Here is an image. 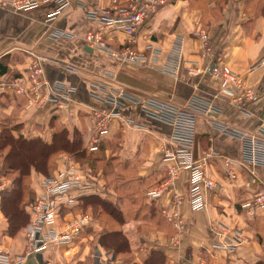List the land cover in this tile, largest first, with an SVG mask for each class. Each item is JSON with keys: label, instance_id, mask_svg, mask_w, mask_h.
I'll return each instance as SVG.
<instances>
[{"label": "crops", "instance_id": "crops-1", "mask_svg": "<svg viewBox=\"0 0 264 264\" xmlns=\"http://www.w3.org/2000/svg\"><path fill=\"white\" fill-rule=\"evenodd\" d=\"M69 7L52 24L46 22L52 6L27 13L0 10V134L9 130L15 138H40L51 142L55 132L66 129L70 139L82 142L84 154L60 155L54 175L70 168L78 170L83 183L91 186L78 193L77 203L63 208L56 229L64 232L67 220L87 215L88 224L69 246L50 244L42 252L43 264H257L264 261V209L249 212L243 204L264 193V168L237 167V179L226 177L224 160L239 165L242 145L235 138L216 130L208 120L199 118L194 154L203 158L209 151L217 155L209 172L219 187L206 191L205 210H192L188 202L187 170H179L178 179L166 185L169 170L176 166L163 161L162 148L171 127L144 115L128 104L123 117L114 118L109 132L93 151L95 136L93 112L110 106L92 98V85L106 73L104 80L117 94L129 92L137 97H152L183 104L194 94L214 100L223 110L222 120L235 128L254 131L264 123V0H170L142 26L134 48L145 52L149 45L170 51L177 37L184 40V60L206 68L209 52L196 30L210 34L211 52L222 54L224 63L237 72L248 88L258 94L252 107L253 118L240 111L221 93L220 82L209 76H189L186 67L174 77L152 66L125 67L105 52L86 43L87 34L96 24L87 17L92 9L113 8L115 0H71ZM82 2L79 7L76 2ZM127 7L133 0H116ZM66 36L55 39L56 32ZM127 34L107 35L106 44L121 51ZM45 59V60H43ZM39 63L48 82H62L76 90L66 106L28 107L27 99L17 90L30 88L29 68ZM65 65L75 68L67 70ZM3 179L4 191L13 186V178ZM34 169L26 179L36 195L42 193L44 180ZM165 186L159 199L148 193ZM180 198V200H178ZM0 195V249L16 261L26 253L27 228L8 235L9 223ZM183 221L181 230L171 220ZM223 224L238 229L246 243L228 253L216 249L212 226ZM229 235L228 237L230 238ZM231 239V238H230ZM26 263V261L24 262ZM23 263V264H24Z\"/></svg>", "mask_w": 264, "mask_h": 264}, {"label": "built area", "instance_id": "built-area-1", "mask_svg": "<svg viewBox=\"0 0 264 264\" xmlns=\"http://www.w3.org/2000/svg\"><path fill=\"white\" fill-rule=\"evenodd\" d=\"M71 0H0V10H13L17 13H27L52 6V12L47 15L46 22L52 24L64 8L69 7ZM79 7H84L80 1ZM170 0H133L127 7H117L105 10L92 9L87 12L90 21L96 24V29L86 36V43L93 50L105 52L125 67L152 66L164 74L178 77L186 67L189 76H209L220 82L221 93L234 103L238 104L240 111L249 118H253V105L258 94L248 88L242 77L224 63L222 54L211 52L210 34L205 28L195 31L194 36L203 43L211 57V63L206 68L197 67L194 63L184 60V40L177 37L169 52L164 53L160 48L149 45L145 52L134 48L137 43L139 29L149 22L161 8L167 6ZM115 33L127 34L126 43L121 51H113L105 42L107 35ZM55 39L66 36L65 32L56 31L52 35ZM45 60V59H43ZM67 70L75 72V68L65 65ZM114 74L106 73L102 80L92 85L91 96L95 100L110 106V110L93 112L95 136L91 150H97L99 140L109 132V125L114 118L123 117V111L128 104L138 107L145 116L160 121L171 127V133L166 137V145L162 148L163 161L176 166L169 170L166 185L178 179L179 170H187L190 174L188 202L192 210L202 212L205 210L206 191H215L219 185L209 172L212 160L217 156L214 151L207 152L203 158L194 154L196 127L199 118H205L220 133L235 138L242 145V160L239 165L230 160H224V173L230 180L237 179V167H263L264 168V123L254 131H245L231 126L222 120V108L212 99L194 94L183 104H175L152 97H137L123 91L112 93L104 80L114 79ZM28 78L30 88L18 89L19 95L27 99L28 107L42 109L47 105L58 108L66 106L76 90L62 82H48L39 63L29 68ZM3 177L0 175V195L4 191ZM42 193L37 196L30 208L31 222L27 228L28 246L26 253L19 256L16 264H23L29 255L42 254L47 247L55 243L58 246L71 245L82 229L88 224L87 215L72 217L65 221L64 232H58L56 224L63 208H69L77 203L78 193L86 192L91 186L83 183L78 176V170L70 168L63 174L45 178L42 182ZM165 186L154 189L148 193L152 199H159ZM180 200V198H178ZM249 212L259 208L264 209V193L256 194L242 206ZM175 227L181 230L184 226L181 220H171ZM215 237L213 246L228 253H235L238 247L246 243L241 230L231 229L223 224L212 226ZM229 235L230 238L228 237ZM0 264H15L13 258L0 249ZM197 264H205L203 261Z\"/></svg>", "mask_w": 264, "mask_h": 264}, {"label": "trees", "instance_id": "trees-1", "mask_svg": "<svg viewBox=\"0 0 264 264\" xmlns=\"http://www.w3.org/2000/svg\"><path fill=\"white\" fill-rule=\"evenodd\" d=\"M67 153L79 156L85 153L79 139H70L66 129L55 132L51 142L40 138H15L9 130L0 134V175L11 176L13 186L2 192L1 208L8 220V235L18 234L30 221V208L36 200V195L28 188L27 178L34 169L44 178L49 174L51 157ZM257 264H264V261Z\"/></svg>", "mask_w": 264, "mask_h": 264}, {"label": "water", "instance_id": "water-1", "mask_svg": "<svg viewBox=\"0 0 264 264\" xmlns=\"http://www.w3.org/2000/svg\"><path fill=\"white\" fill-rule=\"evenodd\" d=\"M24 264H43L42 254H31L28 256Z\"/></svg>", "mask_w": 264, "mask_h": 264}, {"label": "rangeland", "instance_id": "rangeland-1", "mask_svg": "<svg viewBox=\"0 0 264 264\" xmlns=\"http://www.w3.org/2000/svg\"><path fill=\"white\" fill-rule=\"evenodd\" d=\"M63 153H59V154H56L54 156L51 157V160H53L51 162V166H50V170H49V174L52 176L54 175V172H55V169L57 168L56 166H58V163L57 161H59L60 159V155H62ZM43 177V175H41Z\"/></svg>", "mask_w": 264, "mask_h": 264}]
</instances>
